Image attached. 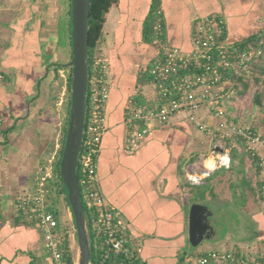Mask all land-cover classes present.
<instances>
[{
	"label": "crops",
	"instance_id": "crops-1",
	"mask_svg": "<svg viewBox=\"0 0 264 264\" xmlns=\"http://www.w3.org/2000/svg\"><path fill=\"white\" fill-rule=\"evenodd\" d=\"M154 7L163 25L159 39L147 41L145 25ZM67 11L68 0L0 2V264H54L45 231L38 220L17 208V200L36 193L41 177L51 167L53 171L60 157L72 60ZM210 16L224 21L223 40L229 47L249 49L264 33V0H118L98 44V53L109 62L111 88L97 159V188L114 209L120 229L131 237L138 264H179L186 256L212 250L264 252L263 197L257 210L252 207L241 214L246 220L251 215L254 223H244L238 232L230 230L216 246L203 245V240L193 244V206L206 205L201 200L210 197L205 194L198 200L194 187L209 185L229 170H218L203 184L190 186L189 172L199 161L202 165L217 136L200 130L188 112L153 125L135 151L126 148L130 109L158 105L152 64L167 47L193 51L195 27ZM224 107L233 120L229 104ZM196 117L212 121L205 108ZM56 206L61 211L59 227L69 231L74 249L71 206L68 202ZM231 214L233 224V210Z\"/></svg>",
	"mask_w": 264,
	"mask_h": 264
},
{
	"label": "built area",
	"instance_id": "built-area-1",
	"mask_svg": "<svg viewBox=\"0 0 264 264\" xmlns=\"http://www.w3.org/2000/svg\"><path fill=\"white\" fill-rule=\"evenodd\" d=\"M224 28L221 18L205 17L195 27L193 51L186 53L178 47L165 48L162 56L150 68V75L158 92V105L150 109H130L126 117L129 126L126 148L128 151H135L153 125L165 124L176 114L186 111L200 130L210 131L218 138L212 151L204 157L201 168L189 172L188 183L191 186L201 185L219 169L229 170L233 162V148L242 152V145H245V150L259 159L261 172L258 190L264 198V132L229 120L224 107L237 95L233 81L247 76L252 64L264 57V33L260 34L255 46L241 49L226 45L223 40ZM155 31L158 37L161 32L160 24ZM94 69L90 120L88 124L86 121L79 156L82 184L86 189V202L96 214L94 233L100 236L104 247L98 264H133L130 262L134 255L131 237L120 229L114 209L106 203L97 188V159L105 133L106 105L111 88L108 59L99 54L94 62ZM179 70H185L186 73L178 76L176 74ZM203 108L209 110L212 121L198 120L196 114ZM217 148L222 151H217ZM52 174L51 167L41 177L36 193L18 198L17 208L40 223L54 264H66L65 251L54 231L59 221L48 210L47 205L46 183ZM179 264H264V252L251 249L245 254H236L212 250L196 256H186Z\"/></svg>",
	"mask_w": 264,
	"mask_h": 264
},
{
	"label": "water",
	"instance_id": "water-1",
	"mask_svg": "<svg viewBox=\"0 0 264 264\" xmlns=\"http://www.w3.org/2000/svg\"><path fill=\"white\" fill-rule=\"evenodd\" d=\"M72 94L70 119L60 175L68 191L80 251L78 264H92V250L86 223L85 206L78 176L79 156L86 129L89 90V16L90 0H72ZM221 152V148H217ZM229 225L231 215H228ZM191 240L197 244L213 237V217L208 206L196 204L192 210Z\"/></svg>",
	"mask_w": 264,
	"mask_h": 264
},
{
	"label": "rangeland",
	"instance_id": "rangeland-1",
	"mask_svg": "<svg viewBox=\"0 0 264 264\" xmlns=\"http://www.w3.org/2000/svg\"><path fill=\"white\" fill-rule=\"evenodd\" d=\"M1 1L2 0H0V2ZM260 60L254 65L252 64L251 72H249L247 76L238 81H233L235 84L234 87L237 90V95L227 104L230 106V119H233L242 125L251 126L264 131V99L259 103L255 101V94L264 87L261 81L258 82V78L261 79L259 69L263 65V63L257 64ZM217 141L218 138L215 139L214 143ZM252 162L251 159H247L244 166H238L233 170L230 169L228 171L229 173L220 175L218 179L212 182L210 181L209 185L204 184L194 187V196H196L198 200H200L205 194L206 196H210L207 201H201L210 208V213L213 217V237L211 239L203 240V245L215 244L216 246L218 245L217 243L219 241L217 240L219 237L225 238L230 230L233 232L236 230L238 232L239 229H242L244 223L247 225L254 223L251 215L247 216L248 218L250 217L249 220H246L241 216L242 213L250 212L248 210L252 207H254V210H257L258 207H260L259 201L262 198V196H258L257 192L260 174H258L259 171L257 172V169ZM200 168L201 162L199 161L198 165L193 166L192 171L199 170ZM223 171H225V169H219V172ZM62 198V200L61 198L58 199L57 203L60 205V202H64V205L67 206L66 199L64 197ZM232 210L234 222L232 224L230 221L229 225H227V216L232 215ZM239 226L241 228H239ZM249 240L250 239H248L247 242H249ZM191 248L194 250L197 249L194 246H191ZM74 254L75 264H78L80 258L78 243L74 247Z\"/></svg>",
	"mask_w": 264,
	"mask_h": 264
},
{
	"label": "trees",
	"instance_id": "trees-1",
	"mask_svg": "<svg viewBox=\"0 0 264 264\" xmlns=\"http://www.w3.org/2000/svg\"><path fill=\"white\" fill-rule=\"evenodd\" d=\"M118 0H90V16H89V90H88V105H87V117L86 121L87 124L90 120V101H91V93L93 90V83L92 79L95 75V69H94V62L96 60V57H98V44L101 40L103 28L107 20V15L110 12L111 8L117 3ZM72 0H68V21H67V36L69 39V45H70V52H71V59L73 57L72 54ZM162 15L160 11L157 9V7L152 8L147 23L145 25V39L147 41L155 40L157 37L155 28L158 24L161 26L162 24ZM263 63L262 67H260L259 72L261 74V79L258 78V82L261 81L264 86V57L260 60V64ZM70 64V63H69ZM256 64V66H257ZM70 66V65H69ZM256 68V67H255ZM186 73L185 70H179V72L176 74L178 76L184 75ZM152 77V76H151ZM71 94H72V67L70 66V73H69V99L67 101V110H66V117L64 121V128H63V144L62 149L60 153V157L58 158L57 162L54 165L53 174L52 177L47 180L46 188L48 190L47 192V205L48 210L51 211L55 217L60 219V209L57 207L56 202L54 199H60L61 197H64L66 201L69 203L68 200V191L66 189V186L63 182V179L60 175V161L63 155L66 137H67V130L69 125V119H70V109H71ZM264 99V87L262 90L257 92L255 94V101L257 103L261 102V100ZM243 146V151L239 152L237 149L232 150V166L230 169H234L238 166L242 167L244 166L247 159H251L253 164L255 165L258 174L261 172L259 159L257 157H252L249 152L245 150V145ZM229 169V170H230ZM78 176H79V183L80 188L82 192L83 202L85 206V216H86V223L87 228L89 232L90 237V243H91V250H92V264H98V260L100 256L103 253L104 247L102 244V240L100 236H97L94 233L93 230V223L96 220V214L95 210L91 209L87 202H86V189L84 185L82 184L83 174L80 167V163L78 165ZM207 180V179H206ZM51 200L50 204L49 201ZM52 203V204H51ZM70 205V203H69ZM75 224V219H74ZM58 225L57 234L60 238L61 247L64 249V260L66 264H75V254L74 249H72L71 244V235L67 229L62 230L61 227ZM76 227V226H75ZM133 264H138V258L133 255V260L130 261Z\"/></svg>",
	"mask_w": 264,
	"mask_h": 264
}]
</instances>
